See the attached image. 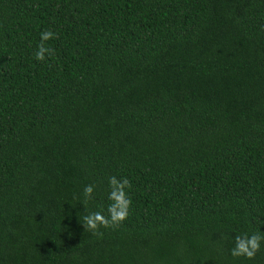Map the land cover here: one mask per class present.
Here are the masks:
<instances>
[{
    "label": "trees",
    "instance_id": "1",
    "mask_svg": "<svg viewBox=\"0 0 264 264\" xmlns=\"http://www.w3.org/2000/svg\"><path fill=\"white\" fill-rule=\"evenodd\" d=\"M256 232L264 0H0V264H264L231 255Z\"/></svg>",
    "mask_w": 264,
    "mask_h": 264
},
{
    "label": "clouds",
    "instance_id": "2",
    "mask_svg": "<svg viewBox=\"0 0 264 264\" xmlns=\"http://www.w3.org/2000/svg\"><path fill=\"white\" fill-rule=\"evenodd\" d=\"M58 39V34L48 30L41 33V42L34 54L37 61L45 62L47 58L54 57L55 49L47 46L50 40ZM109 193L108 199L111 203L108 206V216L101 212H87L83 216L82 226L85 231L91 232L93 235L102 236L101 228H116L127 220L132 206L131 199L126 190L131 188V183L128 178L117 179L116 176L109 178ZM95 185H87L84 187V205L89 200H92L95 192ZM262 243H264V235L259 232L251 235L242 234L235 237L234 247L231 249V255L235 258L255 259L257 254L261 252Z\"/></svg>",
    "mask_w": 264,
    "mask_h": 264
}]
</instances>
